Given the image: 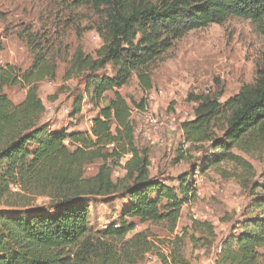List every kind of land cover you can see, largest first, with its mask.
<instances>
[{
    "label": "trees",
    "instance_id": "1",
    "mask_svg": "<svg viewBox=\"0 0 264 264\" xmlns=\"http://www.w3.org/2000/svg\"><path fill=\"white\" fill-rule=\"evenodd\" d=\"M72 3L98 13L93 29L102 42L95 58L78 48L69 63L65 79L76 76L83 82L72 113L80 114L85 101L97 112L89 131H52L40 122L45 108L36 83L54 80L55 64L41 55L23 73L13 66L0 68V201L11 187L51 201L49 206L0 210V264H138L151 252V244L144 235L127 236L137 223L163 225L173 233L183 206L195 198L197 171L228 164L240 186L247 187L255 173L233 151L264 156V62L254 82L223 103L218 96L189 95L194 116L180 125L182 139L191 147L207 146V152L192 174L178 178V187L150 175L149 152L136 146L130 106L119 92L133 76L149 92L154 65L191 31L223 25L230 18L264 26V0ZM108 69L110 75H99ZM9 86L26 88L19 105L3 93ZM143 104L133 106L143 111ZM127 156L125 177L114 182L112 166ZM97 161L102 164L96 174L85 177L86 167ZM248 192L242 219L220 242L214 264H264V187L254 182ZM96 198H112L120 210L117 220L94 232L89 210ZM193 226L212 236L207 223ZM180 242L168 257H160L162 264H189L177 246Z\"/></svg>",
    "mask_w": 264,
    "mask_h": 264
},
{
    "label": "rangeland",
    "instance_id": "2",
    "mask_svg": "<svg viewBox=\"0 0 264 264\" xmlns=\"http://www.w3.org/2000/svg\"><path fill=\"white\" fill-rule=\"evenodd\" d=\"M98 20V13L91 8H77L72 0H0V68L13 66L23 73L41 55L55 64L54 80L36 83L38 97L45 108L40 122L49 125L52 131H89L91 119L96 115L97 111L85 101L80 114L74 116L72 106L83 91V82L76 76L65 79V73L78 48L95 58V52L102 45L93 29ZM263 62L264 26L230 18L223 25L191 31L174 43L154 65L149 92H143L136 78H131L119 92L130 106L136 146L149 152L151 176L178 187L180 176L192 174L194 168L203 163L207 146L198 148L187 144L185 147L182 139L180 125L194 116L195 104L189 95L218 96L223 103L242 86L254 82ZM102 74L110 75L111 70L99 73ZM3 93L13 105H19L25 99L26 88L9 86ZM106 97L110 99L112 94L107 93ZM140 101L144 103L143 111L147 110L172 129L151 128L144 112L133 106L134 102ZM233 152L252 166L255 177L248 186H240L234 167L228 164L200 172L203 182L195 187L192 202L183 206L173 233L163 225L137 223L135 230L127 236L130 239L144 235L146 242L151 244V252L138 264H162L160 257H168L179 239L181 242L177 246L189 264H214L220 242L242 219L251 184L257 182L264 187V156ZM180 155H184V159L180 160ZM127 158L112 166L114 182L125 177ZM101 164L97 161L87 166L85 177L94 176ZM197 192L200 197L196 196ZM9 193L0 201V210L21 208L24 204L32 207L51 205L49 198L38 193L15 187H11ZM119 206L120 203L112 198L93 199L89 210L92 231H99L117 220ZM193 222L210 225L212 236L201 226L195 231Z\"/></svg>",
    "mask_w": 264,
    "mask_h": 264
},
{
    "label": "built area",
    "instance_id": "3",
    "mask_svg": "<svg viewBox=\"0 0 264 264\" xmlns=\"http://www.w3.org/2000/svg\"><path fill=\"white\" fill-rule=\"evenodd\" d=\"M143 112H144L145 120H146L147 124L151 128H153L154 130L162 129V130H168L169 131V130L172 129V127H170L169 125L163 123L162 121H159L155 115H152L151 113H147L148 112L147 110L143 111ZM64 144L68 145L69 143H68V141H65ZM184 145H185V147H187L186 143H184ZM202 182H203V175L200 172H198L195 175V177H194V185H195V187L197 188L198 186H200L202 184ZM196 196L200 197V193L197 192ZM194 220H195V218H194Z\"/></svg>",
    "mask_w": 264,
    "mask_h": 264
}]
</instances>
